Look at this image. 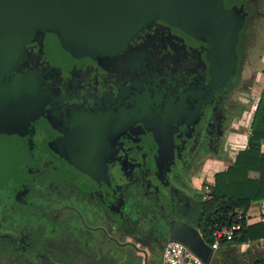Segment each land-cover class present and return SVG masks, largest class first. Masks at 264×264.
Segmentation results:
<instances>
[{
  "label": "flooded vegetation",
  "instance_id": "flooded-vegetation-1",
  "mask_svg": "<svg viewBox=\"0 0 264 264\" xmlns=\"http://www.w3.org/2000/svg\"><path fill=\"white\" fill-rule=\"evenodd\" d=\"M143 27L130 44L139 50L132 56L141 59L134 71L120 67L126 51L78 56L58 31L41 26L27 32L17 58L0 74V194H15L21 216L25 210L35 218L25 230V222L10 223L16 228L13 246L0 241V252L14 254L11 264L69 263L74 252L87 251L71 244L58 252L48 247L71 243V228L92 249L97 244L89 231L134 232L139 222L129 213L130 180L140 159L148 167L135 191L157 193L161 200L150 217L196 227L206 197L189 180L205 160L197 157L202 141L213 149L206 158L224 155L237 113L229 104L217 105L232 79L215 88L198 43L163 21ZM239 93L232 105L237 112ZM53 172L55 181H46ZM41 185L47 191L38 197ZM55 200L65 204L57 207ZM171 205L177 213L169 212ZM5 227L0 223V235ZM30 253L37 258L29 260Z\"/></svg>",
  "mask_w": 264,
  "mask_h": 264
},
{
  "label": "water",
  "instance_id": "water-1",
  "mask_svg": "<svg viewBox=\"0 0 264 264\" xmlns=\"http://www.w3.org/2000/svg\"><path fill=\"white\" fill-rule=\"evenodd\" d=\"M154 20L177 28L186 40L202 47L215 88L235 73L242 25L225 12L223 0H0V74L17 58L27 32L41 26L58 31L78 56L109 57L126 51L120 67L134 71L141 59L132 56L139 50L133 51L130 44ZM128 60L132 65L125 64ZM32 82L31 74L26 83ZM168 240L184 244L209 262L211 248L189 223L171 219Z\"/></svg>",
  "mask_w": 264,
  "mask_h": 264
},
{
  "label": "trees",
  "instance_id": "trees-1",
  "mask_svg": "<svg viewBox=\"0 0 264 264\" xmlns=\"http://www.w3.org/2000/svg\"><path fill=\"white\" fill-rule=\"evenodd\" d=\"M237 66L238 57L235 72ZM240 90L246 91L247 88H240ZM238 97L239 105L235 122L240 120L237 118L243 114L246 103L249 102V99L239 97L240 100ZM251 105L246 148L236 154L233 162L224 171L214 175V185L209 187L206 199L201 204L196 228L208 246L212 243L213 230L220 227H231L237 223L235 222L237 211L245 215L253 203L264 202V153L260 150L261 143L264 141V87L254 100H251ZM232 132H235V129H232ZM252 173L256 176L252 177L250 175ZM238 223L240 229L235 232L232 241L224 242L228 246L264 238V224L248 226L245 219ZM89 233L90 238L97 244L95 248L93 247V252H74L67 264H144L143 253L134 245L123 243L124 234H115L106 227L104 230L98 229L89 231ZM155 240L161 245L165 242V237H156ZM5 251V253L0 252V264H11L14 254L12 251ZM28 258L34 260L37 255L30 253ZM253 264H264V257L255 260Z\"/></svg>",
  "mask_w": 264,
  "mask_h": 264
},
{
  "label": "rangeland",
  "instance_id": "rangeland-1",
  "mask_svg": "<svg viewBox=\"0 0 264 264\" xmlns=\"http://www.w3.org/2000/svg\"><path fill=\"white\" fill-rule=\"evenodd\" d=\"M226 7L225 12L234 15L237 19L241 21V32L237 36V44L235 46V53L238 52V69L235 72L234 76L231 78L232 82L231 84L226 88L225 93L223 94L222 98L219 100V105L224 104H229L231 105V110L234 113H237V111H234V106H232L235 103V91L240 92L238 96L240 98H246L247 100L249 99V102L247 101L246 103V109L239 118L240 120L246 122L247 120L249 121L250 118V112H251V100H254L255 96L258 94L260 89L264 85V0H225ZM238 49V50H237ZM230 79V80H231ZM247 88L246 91H238V89ZM238 97V98H239ZM239 98V99H240ZM241 100V99H240ZM245 101V100H244ZM246 102V101H245ZM237 110V109H236ZM222 113V110H220ZM236 120V119H235ZM232 121V129H237L238 128V122ZM237 121V120H236ZM205 129H207V125L205 124ZM236 126V128H235ZM200 130H197L196 136L193 139V142H196L197 145L199 143V138H200ZM217 131H220L218 128L216 129ZM238 132V130H237ZM234 133V132H233ZM232 133V134H233ZM232 137L231 135H227V140L223 141V151L228 150L229 145L232 143ZM199 153L197 154L198 158H203L204 157V162H203V169L205 173L210 172V170L213 168L211 166V162L208 156L209 152H212V148H206V143L204 141L201 142L199 145ZM196 157V158H197ZM140 159V158H139ZM147 164L142 161V159L139 160L138 165H137V170L135 171L134 177L131 178L130 183H131V194L129 200L132 201V210L130 208L129 213L131 212V218L135 216L136 221L141 222L138 223L139 225L136 226V230L139 229L141 225H149L151 228L160 225V222H158V218L150 217V215H154L157 213L156 209H159V201L160 197H157L154 194H150L147 191L142 192L141 190L135 191L134 186L136 184H139L138 181L141 179H145V172H147ZM144 172V173H143ZM211 173V172H210ZM56 173L52 174H47L46 176V181H55L57 178ZM137 182V183H136ZM196 182V181H195ZM64 183V182H62ZM62 183H59L60 186ZM58 184V183H57ZM58 184V186H59ZM155 183L151 182L150 185H153ZM70 189V192L74 193L77 198H83L84 194L80 193L78 189H76L75 185H70L67 183ZM65 185V186H67ZM58 186H54V188H58ZM59 186V187H60ZM62 186V187H65ZM47 191L46 187H41L37 189V196H42L41 192L43 190ZM50 192V191H48ZM65 192V191H63ZM64 195H67L64 193ZM154 195V199L152 196ZM68 196V195H67ZM156 198V199H155ZM57 203V207L60 205L65 204L60 200H55ZM176 206L172 207L169 206L168 210L171 212L172 210L177 213ZM24 210V209H23ZM24 214L21 216V211L20 208L17 207L16 204V195L14 194L13 196L7 195L5 193L0 194V223H3L6 227L3 231V235H0V241L3 240L5 241L4 243L9 246H13L14 244L12 243V237L15 236V227L10 226V223L16 224L17 226H20L23 222H25V227L30 224V222L34 221V216L30 215L27 211H22ZM55 216H58L57 214H54ZM133 215V216H132ZM178 217V214H176ZM7 222H6V221ZM10 220V221H8ZM187 221V219H186ZM7 223V224H6ZM155 223V225H154ZM148 227V226H147ZM143 232V229H141ZM17 233V232H16ZM2 234V233H1ZM25 234V233H23ZM6 235V236H4ZM69 235L71 236V243H62L60 245V242L55 245V247L50 246L48 249H52L54 252H58L60 247L64 248V246L68 245H74L79 248H82L83 250L87 252H92L93 249L92 243L90 242H85L84 235L75 233L74 230L71 228V231L69 232ZM16 238V237H14ZM60 258L62 257L65 259L67 256H65L64 253L59 254Z\"/></svg>",
  "mask_w": 264,
  "mask_h": 264
},
{
  "label": "crops",
  "instance_id": "crops-1",
  "mask_svg": "<svg viewBox=\"0 0 264 264\" xmlns=\"http://www.w3.org/2000/svg\"><path fill=\"white\" fill-rule=\"evenodd\" d=\"M249 114H251V112ZM236 130H238V132ZM236 130L234 133L231 131L229 134L233 140L229 145L228 150H225L224 155L222 157H213L210 160L211 166H213L210 170L211 173L204 172L203 164L198 171H196L193 178L189 180L191 188L198 191L204 197H206L209 187L214 185V175L218 172L224 171L229 164L233 162L236 154L246 148L247 136L249 134L248 120L243 122L241 125L238 124V128ZM260 150L264 153V141L261 143ZM250 175L252 177L256 176L253 173ZM263 214L264 202L253 203L248 212L245 214L246 224L248 226L260 224L261 222H259V217ZM182 218L185 220L187 219L189 222L187 216ZM158 222H160V225H155L153 228L149 225H147L148 227L141 225L139 229H135L134 232H130L129 235H124L123 237L124 244H132L143 253L144 264H162L164 248L168 241V226L166 220L164 219L158 220ZM141 229H143V232ZM156 237H165V242L159 245L155 240ZM224 244L225 243H223L217 250H211L208 262L209 264H253L255 260L264 257V238L258 241L241 243L232 246Z\"/></svg>",
  "mask_w": 264,
  "mask_h": 264
},
{
  "label": "built area",
  "instance_id": "built-area-1",
  "mask_svg": "<svg viewBox=\"0 0 264 264\" xmlns=\"http://www.w3.org/2000/svg\"><path fill=\"white\" fill-rule=\"evenodd\" d=\"M244 121H239L241 125ZM245 219L242 212L235 213V224L231 227H220L212 231L210 245L211 250H217L224 242H231L236 231L240 229L238 221ZM259 222L264 223V214L259 217ZM162 264H206L198 258L184 244L178 241L168 240L163 253Z\"/></svg>",
  "mask_w": 264,
  "mask_h": 264
}]
</instances>
